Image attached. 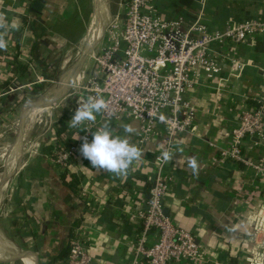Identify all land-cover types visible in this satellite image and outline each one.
<instances>
[{"label":"crops","instance_id":"0c3cea01","mask_svg":"<svg viewBox=\"0 0 264 264\" xmlns=\"http://www.w3.org/2000/svg\"><path fill=\"white\" fill-rule=\"evenodd\" d=\"M28 1L0 0V39L7 44L4 51L16 44L17 33L21 32V58L19 53L18 59L30 69L15 80L12 87H18L16 90L4 93L7 88L3 83L10 79L12 65L0 55V136L14 117L19 118L20 132L24 127L32 131L41 120L38 105L45 96L37 99L38 94L28 95L24 100L35 96L36 103L25 109L20 107L24 102L20 98L30 93L38 76L44 78L38 83L46 84L50 80L56 67V53L65 50L71 43L69 36L75 33L77 20L73 15L89 10L91 24L87 37L96 13L103 24L117 16L107 7V0H47L38 11L31 10L35 0L31 5ZM122 1L123 16L125 0ZM152 3L168 19L183 17L190 22L201 16L210 30L223 29L231 17L241 21L264 13V0H152ZM25 14L30 15V24L24 23ZM98 33L90 34V44L102 36L103 29ZM234 57L239 61L238 70L233 73L227 66L222 79L196 85L186 93L187 99L198 108L197 118L194 128L176 138L166 164L171 181L165 196V214L174 224L193 233L204 252L201 264H264V227L257 229L256 226L258 212L263 209L264 214V184L253 167L220 154L230 145L231 130L241 110L254 104L253 98L264 92V35L238 45ZM75 66L72 63L66 67L63 75ZM72 85L68 81L57 82L55 89L46 95L62 98ZM61 87L65 89L58 94ZM74 101L72 96L68 97L63 106L66 107L61 109L68 111L70 118ZM52 111L50 106L49 117ZM96 120L100 122V113ZM34 121L37 122L34 124ZM105 124L114 134L126 136L136 145L138 122L103 120L102 126ZM124 125H130L134 131L125 132ZM24 138L17 143L20 153L7 164L8 168L13 166V172L7 170L2 179L0 264H14L17 260L22 264L59 263L66 254L73 230L81 224L87 226L92 264L131 263L135 240L142 229L137 216L151 198L154 161L163 151L160 138L139 148L141 157L122 175L92 167L79 152L75 172L84 174L80 194L65 183L71 176L62 177V169L53 162L49 148L45 147L44 141L53 138L52 131L40 135L37 138L40 144L30 152L21 146ZM245 150L252 158L264 154V146L254 137L246 139ZM190 159L197 163L195 170L189 166ZM94 197L100 202L99 211L88 218L85 200H95ZM157 237V231L152 230L149 243ZM172 264L194 263L187 260Z\"/></svg>","mask_w":264,"mask_h":264},{"label":"built area","instance_id":"2783aa9c","mask_svg":"<svg viewBox=\"0 0 264 264\" xmlns=\"http://www.w3.org/2000/svg\"><path fill=\"white\" fill-rule=\"evenodd\" d=\"M33 1L29 0L27 4L31 5ZM104 28L90 64L92 72L71 96L76 97L74 111L77 99L88 95L102 96L107 108L100 113V122L83 124L84 130L79 133L78 141L66 145L55 138L50 140L54 155L49 154L53 162L69 177L76 170L83 138L91 140V133L102 126L103 120L138 122L136 146L142 148L160 138L163 151L167 150L171 157L176 138L194 128L198 114L197 106L187 99L186 93L196 85H208L222 79L227 66L233 73L238 70L239 61L234 52L249 38L264 35V13L241 21L231 17L223 29L210 30L201 16L190 22L183 17L168 19L157 12L152 0H125L124 15L116 16ZM18 49L14 44L0 55L8 63ZM19 50L21 58V46ZM43 80L38 76L36 83ZM262 82L264 85V69ZM17 88L10 87L3 92ZM218 94L222 96L221 91ZM253 99L254 104L241 110L231 130L230 145L220 154L253 167L264 184V154L252 158L245 150V141L250 137L257 138L264 146V92ZM59 114L51 119L44 134L52 131ZM39 141L37 139L33 147H37ZM169 160L164 161L161 154L155 158L151 198L146 208L138 213L142 229L135 240L134 258L129 264H172L187 260L201 264L204 259V252L193 233L174 224L165 214V196L171 181L166 171ZM94 198L85 200L88 218L99 211L100 202ZM257 216L259 229L264 227L263 209ZM152 230L157 231L158 237L149 243ZM88 237L86 225L76 227L67 255L56 264H92Z\"/></svg>","mask_w":264,"mask_h":264},{"label":"rangeland","instance_id":"374dc122","mask_svg":"<svg viewBox=\"0 0 264 264\" xmlns=\"http://www.w3.org/2000/svg\"><path fill=\"white\" fill-rule=\"evenodd\" d=\"M121 2H123V1L122 0H107V7H109V9H111V11H113V14H115V15L117 14V16L119 15V17L121 16L122 10H123V5L121 4ZM88 12H89V10H87V11L83 10V12H82L83 17H82L81 21L76 22L74 30H73L75 33H73L71 36H69V40L71 41V43L65 48V50L60 49V51L56 53V57H55L56 59L54 60L56 62V67L53 69V72L51 73L52 76H51L50 80L48 82H46V84L44 86V90L37 95L38 97H36L38 99L41 96H42V98H43V96H45V98L42 100L41 103L43 104L45 102V99H48V102L46 105V106H48L47 108H50V106H51V108H53L52 103H53V97H54V96H51L50 93L46 95L47 91L50 90V92H51L52 84L55 81V79L57 78V76L60 75L62 70H64L67 67V65L74 63L76 58H78V59L80 58V56H81L80 51L86 45L85 44L86 43L85 42L86 31L88 30V27L91 24V22H88L89 21V15H88L89 13ZM90 17H91V15H90ZM100 23L103 25L100 31H102V29H103V32H104V29H105L104 27L107 26V24H110L111 22L107 21L106 23L103 24V22L101 21ZM83 30L85 31L84 35H82ZM102 36H103V34H102ZM102 36L94 42L93 47L90 51L91 53L89 55H87L86 59L93 57L94 51H96ZM58 57H59V59H58ZM90 64H91V62H88L82 66L81 73L77 74V75H80L79 79L76 80L74 82V84L72 85V87L69 90H67L66 93H64L65 95L56 102L55 108L52 111V115L50 117H48L46 115L42 116L41 120L35 124L32 131L29 130L30 131L29 132L28 128L24 127L22 129V131L20 132V123H18L19 118L14 117L10 120L9 127L5 130L6 132L1 134V136H0V176L2 173V168H3L5 160L7 161V163H6V167L4 168L5 170H3L2 174H4L7 171V168H8L7 164L12 159V157H16L20 153V149L18 148V150H19L18 151L16 149V147H17V143L21 140L22 136L25 137L24 139H22L23 141L21 142L22 148L24 147V150L25 151L28 150L29 152L33 150L32 148H34L33 147L34 142L37 140V138L40 135L46 133V131L48 130L49 125L51 123V119L54 120V118L60 113L61 109L65 108L63 106L66 103V99L69 96H71V94H73V92H75L81 84H83L85 82L89 73L92 72ZM73 71L74 70H72L71 72L69 71V73L64 74L58 81L59 82L68 81V79L71 76V73ZM62 88L63 87H61V89L57 90V91H59L58 94H61L62 91H64L65 88H63V89ZM55 97H57V95H55ZM34 98H35V96H32V97H29L27 100H24V102H22V105L20 107L25 109L29 104L32 105V103L33 104L36 103V101H35L36 99H34ZM33 100L35 102H33ZM42 104L38 105V110H40ZM18 110H20V109L18 108ZM44 122H46V123H44ZM33 130H34V132H33ZM42 138L43 137H41V139ZM21 157L22 156H20V159H21ZM19 163H20V160H19ZM11 167L13 168L12 165H11ZM12 172H13V170L11 171V173ZM15 173H16V171L10 176L11 179L13 178V175H15ZM3 176L4 175H2L0 177L1 180L3 179ZM2 182H3V180H2ZM3 184H5V183H3ZM7 261H9V259ZM13 263L14 264H22L20 260L13 261Z\"/></svg>","mask_w":264,"mask_h":264},{"label":"clouds","instance_id":"9594fccd","mask_svg":"<svg viewBox=\"0 0 264 264\" xmlns=\"http://www.w3.org/2000/svg\"><path fill=\"white\" fill-rule=\"evenodd\" d=\"M12 26L16 27V25ZM6 46V41L0 39V48ZM106 108L107 102L102 96L88 95L83 99L78 98L77 107L68 120V126L70 128H80L85 122L95 121L97 114ZM123 127L125 132L134 131L130 125H124ZM91 135V140L87 137L83 138L79 151L81 156L94 168L122 175L142 155L141 150L135 144L131 143L126 136L114 134L108 124L95 129ZM72 138L79 139V135ZM161 156L164 161L170 159L167 150H164ZM188 163L193 170L196 169L197 163L194 159H190Z\"/></svg>","mask_w":264,"mask_h":264},{"label":"trees","instance_id":"16d2710c","mask_svg":"<svg viewBox=\"0 0 264 264\" xmlns=\"http://www.w3.org/2000/svg\"><path fill=\"white\" fill-rule=\"evenodd\" d=\"M83 10H80L79 13L73 15L77 21H81L83 15H82ZM86 15V14H85ZM89 15V14H88ZM23 20L25 24H30V15L29 14H25L23 16ZM23 29V27L21 28ZM20 36H21V32L17 33V38H16V45L17 47L20 49L21 46V41H20ZM260 48V47H259ZM18 49L17 53L14 55L13 58L8 59V63L12 65V75L10 77V79L6 80L3 83V86L5 88H10L12 87V85L14 84L15 80L20 77V75L27 73L30 69L28 67L27 64H24L22 62H20V60L18 59V54L20 53V50ZM4 52V48H0V53L2 54ZM59 59V57H58ZM44 86L45 84L43 83H36L33 88L30 90L29 94H23V97L20 98V102L22 100H24L25 98H27L28 95H36L41 93L44 90ZM74 100H76V97H73ZM62 114H59V117L57 118V122L54 124L53 128H52V133H53V138H55V140L58 143H64V144H70L72 142H76L78 141V139H73L72 137L79 135V133H81L84 128L81 125L80 128H70L68 126L69 123V119L70 116H68V114L66 112H64L63 110L61 111ZM75 132V133H74ZM50 139H46L45 142V147L49 148V153L51 155H54V151L52 150V145L49 143H47ZM47 143V144H46ZM84 174L82 173H76L71 172V179L69 181H65V183L70 187V189L76 193V194H80L81 193V182L83 179ZM62 177H65V173L62 174ZM150 182H148L149 184ZM142 227V224L140 225ZM70 247V243L68 244L67 248L65 249V256L68 253Z\"/></svg>","mask_w":264,"mask_h":264},{"label":"bare ground","instance_id":"6f19581e","mask_svg":"<svg viewBox=\"0 0 264 264\" xmlns=\"http://www.w3.org/2000/svg\"><path fill=\"white\" fill-rule=\"evenodd\" d=\"M97 2V1H96ZM95 3V2H94ZM98 3V2H97ZM107 4V3H106ZM98 5V4H97ZM96 5V6H97ZM95 8V7H94ZM107 8V7H106ZM99 10V9H98ZM104 10V9H103ZM96 11V10H95ZM104 12V11H103ZM97 14V13H96ZM96 16V15H95ZM101 21L100 20H98V21H94L93 22V25L90 27V33H89V35H88V37L86 36V38H85V42H87V45L84 47V48H82L81 49V51H80V53H81V56H80V58L79 59H86L87 58V55H89L91 52V49H92V47H93V44L94 43H91L90 44V38L92 39V37H91V35L90 34H95L96 35V33H98V32H100V30H101V28H102V24L100 23ZM94 30H95V32H94ZM99 34V33H98ZM94 39V38H93ZM84 40V39H83ZM95 41V40H94ZM86 44V43H85ZM84 44V45H85ZM90 44V45H89ZM95 52L96 51H94V54H95ZM94 56V55H93ZM67 63V62H66ZM65 63V64H66ZM69 65H71V64H69ZM69 65H67V67L69 66ZM83 66V65H82ZM82 66L81 65H77L76 64V66H75V68H74V71L71 73V76L69 77V80H68V85H72L73 84V82H75L76 81V79H77V74L79 73V70L82 68ZM59 82V81H58ZM51 98V97H50ZM47 102H48V99H45V102L42 104V106H41V108H40V113L39 114H41V116H48L49 117V115H48V106H46L47 105ZM51 116V115H50ZM46 120V119H45ZM30 132V131H29ZM24 133V132H23ZM27 137V136H26ZM20 147V144L19 145H17V147H16V149L18 150V148ZM19 151V150H18ZM18 154V153H17ZM22 155V154H21ZM10 169H12V167H9V168H7V170H10ZM14 169V168H13ZM12 169V170H13ZM5 170V169H4ZM11 170V171H12ZM3 175V174H2ZM25 264H28V263H26L25 262Z\"/></svg>","mask_w":264,"mask_h":264},{"label":"water","instance_id":"95a60500","mask_svg":"<svg viewBox=\"0 0 264 264\" xmlns=\"http://www.w3.org/2000/svg\"><path fill=\"white\" fill-rule=\"evenodd\" d=\"M46 2H47V0H35V1L33 2V4H32L31 10H32V11L42 10V8L44 7V5H45ZM98 20L101 21V18L99 17V14H96V17H95L94 21H98ZM92 60H93V57H91V58H89V59H78V58H76V60L74 61V63L77 64V65H81V66H82V65H84V64H86V63H88V62H91ZM63 72H64V70H62V72L60 73V75H58L57 78L55 79V81L53 82L52 87H51V92H52L53 88L55 89L58 80H59L60 77L63 75ZM59 99H60V97H57V98L53 99V103H52V106H53L52 109H53V110H54V108H55V104H56V102H57ZM36 122H37V121H34L33 123L35 124ZM6 163H7V161H6V162L4 163V165H3L2 173H3L4 168L6 167ZM2 173H1V176H2ZM1 176H0V177H1ZM1 190H2V180L0 179V194H1V192H2ZM148 196H149V195H148Z\"/></svg>","mask_w":264,"mask_h":264}]
</instances>
